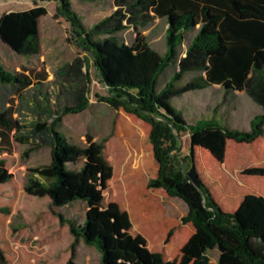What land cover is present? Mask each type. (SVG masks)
<instances>
[{
  "label": "trees",
  "instance_id": "1",
  "mask_svg": "<svg viewBox=\"0 0 264 264\" xmlns=\"http://www.w3.org/2000/svg\"><path fill=\"white\" fill-rule=\"evenodd\" d=\"M57 1L83 55L60 66L52 80L45 71L16 72L0 64V184L13 178L2 155L11 154L15 143L27 147L26 157L49 148L50 164L29 169L24 189L29 196L49 197L52 208L86 203L82 224L55 213L69 226L75 243L82 239L94 246L101 264H166L162 253L150 251L125 227L117 228L115 205L110 211L104 207L101 181L113 172L105 155L108 138L88 137L79 145L60 131L65 116L90 108L93 67L106 91L99 100L151 127L149 141L158 171L148 188L163 190L188 207L183 222L192 223L195 231L183 245L180 260L172 264H209L208 253L215 249L219 264H264V257L249 247L251 239L264 247V196L246 194L236 210L227 211L201 177L199 188L188 178L186 162L196 165L201 148L223 164L228 141L253 144L264 137V0H113L116 10L91 27L77 15L72 0ZM46 14L44 7L4 14L0 41L18 55L39 56V21ZM156 19L168 24L165 55L143 40L129 44L119 39V34L147 28ZM170 70L171 79L160 89ZM193 73L197 75L184 82ZM212 87L220 93L208 115L212 117L189 123L177 111L176 101ZM240 93L262 109L251 120L250 130L224 123L239 111ZM186 133L191 153L180 158ZM245 174L263 177L264 169ZM6 263L0 245V264Z\"/></svg>",
  "mask_w": 264,
  "mask_h": 264
},
{
  "label": "rangeland",
  "instance_id": "2",
  "mask_svg": "<svg viewBox=\"0 0 264 264\" xmlns=\"http://www.w3.org/2000/svg\"><path fill=\"white\" fill-rule=\"evenodd\" d=\"M72 4L86 27L93 26L116 10L113 0H72ZM35 7L47 10V14L39 21V56L26 58L18 55L0 41V64L16 72L23 69L33 73L45 71L49 80H52L60 66L83 55L74 41L70 23L58 12V1L0 0V18L10 12ZM167 28L166 20L156 19L147 28L129 29L119 34V39L129 44L136 39L143 40L160 55H165ZM89 73L92 79L90 108L80 114L65 116L60 131L79 145H85L88 137L94 141L108 138L105 155L113 172L102 178L100 187L106 211L115 205L117 228L125 227L133 236L141 238L150 251L162 253L166 264L178 262L181 249L195 228L192 223L183 222L189 210L182 200L168 196L163 190L148 188L149 180L158 171L149 141L151 127L136 115L123 109L115 110L101 102L99 97L105 96L106 91L93 67ZM172 74L170 70L161 79L160 89L171 79ZM196 75H187L184 82ZM240 96L242 101L239 111L233 114L229 122L224 120V123L233 129L250 130L251 120L262 109L248 96L242 93ZM219 99V90L212 87L205 92L185 94L176 101L175 107L189 123H193L212 117L208 115ZM182 146L180 158H186L191 153L187 133L183 135ZM26 148L15 143L11 154L2 155L8 171L13 175L9 183L0 184V245L6 254V264H101L97 249L85 244L82 239L75 243L69 226L61 224L55 215L60 213L66 219L82 224L86 203L75 202L58 209L51 207L49 197L38 198L26 194L24 185L28 170L51 162L49 148L40 149L28 157L25 156ZM186 162L189 171L190 161ZM196 168L225 210L234 211L246 194L264 196V176L245 174L249 169H264V139L253 144L228 141L224 164L218 163L206 150L198 148ZM174 228L176 231L168 238ZM249 247L264 257V247L258 245L256 240L251 239ZM208 255L209 264H219L217 249L209 251Z\"/></svg>",
  "mask_w": 264,
  "mask_h": 264
},
{
  "label": "water",
  "instance_id": "3",
  "mask_svg": "<svg viewBox=\"0 0 264 264\" xmlns=\"http://www.w3.org/2000/svg\"><path fill=\"white\" fill-rule=\"evenodd\" d=\"M187 176L198 188L200 187L201 179L195 164L191 165L187 172Z\"/></svg>",
  "mask_w": 264,
  "mask_h": 264
},
{
  "label": "crops",
  "instance_id": "4",
  "mask_svg": "<svg viewBox=\"0 0 264 264\" xmlns=\"http://www.w3.org/2000/svg\"><path fill=\"white\" fill-rule=\"evenodd\" d=\"M261 139H264V137L263 138H261ZM239 144V143H238ZM227 149H228V142H227V147H226V154H227ZM224 164V163H223ZM159 191H161V190H159Z\"/></svg>",
  "mask_w": 264,
  "mask_h": 264
}]
</instances>
